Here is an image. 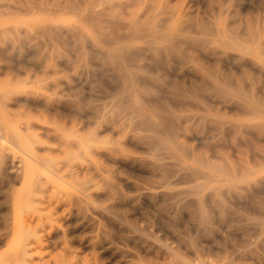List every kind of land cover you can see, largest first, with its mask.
<instances>
[{
  "label": "rangeland",
  "instance_id": "374dc122",
  "mask_svg": "<svg viewBox=\"0 0 264 264\" xmlns=\"http://www.w3.org/2000/svg\"><path fill=\"white\" fill-rule=\"evenodd\" d=\"M262 50L264 0H0V264H264Z\"/></svg>",
  "mask_w": 264,
  "mask_h": 264
},
{
  "label": "bare ground",
  "instance_id": "6f19581e",
  "mask_svg": "<svg viewBox=\"0 0 264 264\" xmlns=\"http://www.w3.org/2000/svg\"><path fill=\"white\" fill-rule=\"evenodd\" d=\"M93 11V10H92ZM94 17V16H93ZM105 20V19H104ZM158 25V24H157ZM135 27V26H134ZM146 27L144 26V29H145ZM158 28V27H157ZM146 29H149V28H146ZM158 30V29H157ZM193 30V29H192ZM148 31V30H147ZM102 32V31H101ZM113 32V31H112ZM163 32V34L162 35H160L159 37H151L150 39H149V43L152 45V47H153V49H159L160 51H161V49L162 50H166V51H168V52H170V53H174V52H176V54H178V53H180L181 51L174 45V44H176L178 41H180V39H179V37L180 36H182V34H181V32L180 31H178V29H176L175 31H162ZM144 33H146L145 32V30H144ZM148 33V32H147ZM147 33H146V35H147ZM104 34V33H103ZM102 35V34H101ZM131 35V34H130ZM139 35V34H138ZM144 35V34H143ZM187 35V34H186ZM222 35V34H221ZM118 37H120V36H118ZM105 39V38H104ZM110 39V38H109ZM179 39V40H178ZM181 39L183 40H188V37H186V36H182L181 37ZM247 39V38H246ZM253 39V38H252ZM256 39V38H255ZM246 43H247V41L246 40H244ZM243 41V42H244ZM257 41H260V40H258L257 39ZM256 41V42H257ZM183 42H185V41H183ZM183 42H181V43H183ZM221 42H223V44H226L227 46H230V48H231V46H233L234 48H236L238 51L240 50V52H242V54L244 55V54H251V53H254L255 52V50L257 51V49L259 50V49H261V48H263V47H261V46H263L262 44L260 45V47L261 48H259L257 45H256V43H253L254 45H252V43L250 44V43H247V44H245V43H242L241 41H237V40H234V39H232V38H228V37H226V36H224L223 35V37H222V40H221ZM253 42V41H252ZM109 43V42H108ZM163 44V47H161V46H159V44ZM109 44H111V43H109ZM251 46H250V45ZM257 44L259 45V42H257ZM108 45V44H107ZM178 45V44H177ZM180 45V44H179ZM258 47L257 49H256V46ZM147 49V48H146ZM260 51V50H259ZM258 51V53H260ZM158 52V51H157ZM262 53L264 54V50H262ZM262 53H260L261 55H263ZM241 54V55H242ZM259 55V54H258ZM260 55V56H261ZM259 56V57H260ZM189 57V56H188ZM243 57V56H242ZM253 59H254V57H253ZM259 59V58H258ZM261 61V60H260ZM262 61H264L263 59H262ZM261 61V62H262ZM263 63V62H262ZM256 64V63H255ZM141 66V65H140ZM264 67V66H263ZM126 68V67H125ZM215 83V82H214ZM211 84V83H210ZM214 87L216 88V89H218V90H225L223 87H221L219 84H217V83H215V85H214ZM241 87V86H240ZM226 88V87H225ZM227 90V89H226ZM215 92H218V91H215ZM232 92V91H231ZM233 93L234 94H236L237 96L239 95H245V99L244 100H242V103L244 104V102L245 103H247L249 100H251V102H248L247 104H246V107L247 108H249L250 110H251V112L254 114V113H256V115H258L257 114V112H259L261 109H259V107H261V103L260 102H258L257 100H254V101H252V98L254 97H251L252 96V94L250 95V99L248 98V96H249V94H245V93H243V92H241L240 90H235V91H233ZM249 93V92H248ZM238 96V97H239ZM47 97V96H46ZM240 98H242V96L240 97ZM1 99V98H0ZM243 99V98H242ZM54 100V99H53ZM44 101H45V99H44ZM256 101V102H255ZM253 103V104H252ZM245 105V104H244ZM263 106L264 105H262V107L261 108H263ZM159 107V106H158ZM200 109V108H199ZM248 109V110H249ZM257 109H259V110H257ZM264 109V108H263ZM264 111V110H263ZM250 112V111H249ZM143 113V112H142ZM147 119V118H146ZM147 121V120H146ZM154 125V124H153ZM151 126V125H150ZM153 128V127H152ZM156 129V128H155ZM177 129V128H176ZM67 133V132H66ZM74 135V134H73ZM76 135V134H75ZM88 138V137H87ZM79 141L81 140V139H78ZM87 140V139H86ZM95 140V139H94ZM82 142H84V140L82 141ZM81 142V143H82ZM86 142H89L88 140L86 141ZM94 142V141H93ZM172 142V141H171ZM91 143V141L89 142V143H87L86 145H88V144H90ZM163 143H165V142H163ZM174 143V142H173ZM84 144H85V142H84ZM85 145V146H86ZM158 145V144H157ZM165 145V144H164ZM163 145V146H164ZM17 146V145H16ZM167 146V145H166ZM165 146V147H166ZM169 146V145H168ZM161 147V146H160ZM159 148V147H158ZM176 148V147H175ZM162 149V148H161ZM164 149V148H163ZM19 150V149H18ZM180 152V151H179ZM191 155V154H190ZM67 156H68V154H67ZM66 156V157H67ZM50 162V161H49ZM206 161H204V163H205ZM40 165V164H39ZM37 166V165H36ZM213 166V165H212ZM222 170V169H221ZM219 171V170H218ZM217 171V172H218ZM246 171V170H245ZM196 173V172H195ZM198 173V172H197ZM221 173V172H220ZM197 175V174H196ZM33 176V175H32ZM200 180V179H199ZM202 183H203V181H202ZM202 183H201V185H197V189H200L199 187H201L202 186ZM233 186H235V185H233ZM36 187V186H35ZM214 190H216V189H214ZM194 192V191H193ZM197 192H198V190H197ZM28 197V196H27ZM28 199V198H27ZM199 199V198H198ZM201 199V198H200ZM18 235V234H17ZM24 246V245H23ZM23 255V254H22ZM21 258V257H20Z\"/></svg>",
  "mask_w": 264,
  "mask_h": 264
}]
</instances>
